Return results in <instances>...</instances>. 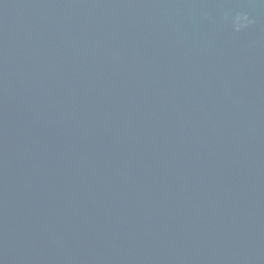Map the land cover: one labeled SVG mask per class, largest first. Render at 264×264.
<instances>
[{
	"label": "water",
	"instance_id": "95a60500",
	"mask_svg": "<svg viewBox=\"0 0 264 264\" xmlns=\"http://www.w3.org/2000/svg\"><path fill=\"white\" fill-rule=\"evenodd\" d=\"M0 264H264V0H0Z\"/></svg>",
	"mask_w": 264,
	"mask_h": 264
}]
</instances>
